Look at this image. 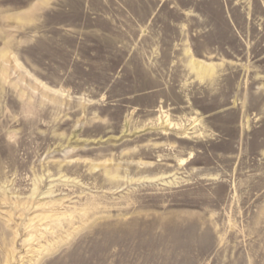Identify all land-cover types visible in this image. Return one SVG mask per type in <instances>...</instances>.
Here are the masks:
<instances>
[{
    "label": "rangeland",
    "instance_id": "rangeland-1",
    "mask_svg": "<svg viewBox=\"0 0 264 264\" xmlns=\"http://www.w3.org/2000/svg\"><path fill=\"white\" fill-rule=\"evenodd\" d=\"M0 52V264H264V0H0Z\"/></svg>",
    "mask_w": 264,
    "mask_h": 264
},
{
    "label": "bare ground",
    "instance_id": "bare-ground-1",
    "mask_svg": "<svg viewBox=\"0 0 264 264\" xmlns=\"http://www.w3.org/2000/svg\"><path fill=\"white\" fill-rule=\"evenodd\" d=\"M6 55V53H5ZM4 58V55L2 52H0V60L2 59L3 60ZM189 65L191 66V68L195 71V72H199V76L203 77L207 72H208V68L210 67L211 68V73L214 72V69L215 67H213L212 65H204V64H201V62L199 61H196L194 59H191L190 62H189ZM2 73V76L6 75L7 74V71L5 70H2L1 71ZM209 74V73H208ZM106 174L109 175V172L106 171ZM10 256V255H9ZM7 259L8 257L6 258V262H7ZM10 261V260H9Z\"/></svg>",
    "mask_w": 264,
    "mask_h": 264
}]
</instances>
